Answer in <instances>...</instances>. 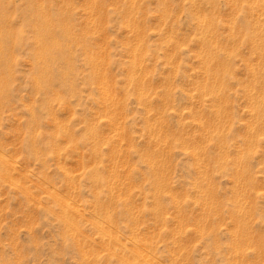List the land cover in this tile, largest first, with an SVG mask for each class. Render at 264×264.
<instances>
[{
  "label": "rangeland",
  "instance_id": "rangeland-1",
  "mask_svg": "<svg viewBox=\"0 0 264 264\" xmlns=\"http://www.w3.org/2000/svg\"><path fill=\"white\" fill-rule=\"evenodd\" d=\"M131 263L264 264V0H0V264Z\"/></svg>",
  "mask_w": 264,
  "mask_h": 264
},
{
  "label": "bare ground",
  "instance_id": "bare-ground-1",
  "mask_svg": "<svg viewBox=\"0 0 264 264\" xmlns=\"http://www.w3.org/2000/svg\"><path fill=\"white\" fill-rule=\"evenodd\" d=\"M40 1V0H39ZM97 8V7H96ZM48 25V24H47ZM49 28V27H48ZM49 35V34H48ZM68 35V34H67ZM41 40H42V38H41ZM44 48V47H43ZM46 51H47V48H46ZM68 203V202H67ZM67 206V205H66ZM69 215H71V214H69ZM72 220V219H71ZM70 220V221H71ZM68 225V224H67ZM99 226V225H98ZM76 227V226H75ZM71 228V227H70ZM100 228V227H99ZM103 229V228H102ZM101 229V230H102ZM109 235V234H108ZM106 236V235H105ZM115 238V237H114ZM139 254H141V253H139ZM134 258H136V257H134ZM147 258V257H146ZM145 260V259H144ZM141 261V260H140ZM139 262V261H138ZM149 262V261H148ZM124 263H127V262H124ZM131 264H133V263H131Z\"/></svg>",
  "mask_w": 264,
  "mask_h": 264
}]
</instances>
